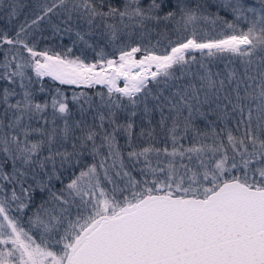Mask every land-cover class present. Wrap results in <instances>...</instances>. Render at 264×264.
<instances>
[{"label":"snow or ice","instance_id":"obj_1","mask_svg":"<svg viewBox=\"0 0 264 264\" xmlns=\"http://www.w3.org/2000/svg\"><path fill=\"white\" fill-rule=\"evenodd\" d=\"M0 23V264H264V0H0Z\"/></svg>","mask_w":264,"mask_h":264},{"label":"trees","instance_id":"obj_2","mask_svg":"<svg viewBox=\"0 0 264 264\" xmlns=\"http://www.w3.org/2000/svg\"><path fill=\"white\" fill-rule=\"evenodd\" d=\"M213 10H215V9H213ZM228 18L231 19V17H228ZM0 26H2V23H0ZM241 26L243 27L244 25H241ZM202 27H204V26H202ZM161 30H163V25H161L157 29V31H161ZM208 30L210 31V29H208ZM169 34L172 35L173 39L175 38V35L173 33H169ZM212 34H214V33H212ZM150 39L152 40V43L153 44H155V41L157 39L161 40V44L162 45L165 43V41L163 40V38L162 37H159V36H156L155 33H153V35H152V37ZM59 43H60V41H45V42H42V45L43 44H47L50 47H55ZM70 43H71V41L69 40V38L68 37H64L63 44L65 46H68V45H70ZM56 50H60V49L57 47ZM73 52L78 55L79 54L78 48H74L73 49ZM87 55L89 56L90 59L94 58L93 57V54L90 51L87 53ZM137 57H139V55ZM45 83H46V85L49 88H51V87L54 86L53 83L50 80H48L47 78L45 79ZM66 90L69 91V93H70L73 90V88L71 86H66ZM75 90L79 91L80 89H75ZM96 90L106 91V89L102 85L101 86H96V88L92 89L91 91L95 92ZM121 143H123V139L122 138H121Z\"/></svg>","mask_w":264,"mask_h":264},{"label":"rangeland","instance_id":"obj_3","mask_svg":"<svg viewBox=\"0 0 264 264\" xmlns=\"http://www.w3.org/2000/svg\"><path fill=\"white\" fill-rule=\"evenodd\" d=\"M137 58H139V57H137ZM121 82H122V83H121ZM121 82H120L119 86H120V87H123V86H124V85H123V81H121Z\"/></svg>","mask_w":264,"mask_h":264}]
</instances>
